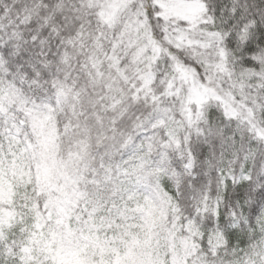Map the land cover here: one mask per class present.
Masks as SVG:
<instances>
[{
  "label": "snow or ice",
  "instance_id": "1",
  "mask_svg": "<svg viewBox=\"0 0 264 264\" xmlns=\"http://www.w3.org/2000/svg\"><path fill=\"white\" fill-rule=\"evenodd\" d=\"M0 264H264V0H0Z\"/></svg>",
  "mask_w": 264,
  "mask_h": 264
}]
</instances>
